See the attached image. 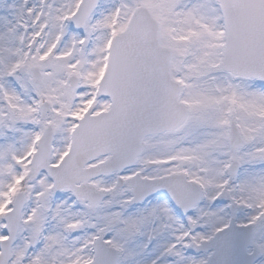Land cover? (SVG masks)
I'll return each mask as SVG.
<instances>
[{"label": "snow or ice", "instance_id": "1", "mask_svg": "<svg viewBox=\"0 0 264 264\" xmlns=\"http://www.w3.org/2000/svg\"><path fill=\"white\" fill-rule=\"evenodd\" d=\"M0 264H264V0H0Z\"/></svg>", "mask_w": 264, "mask_h": 264}]
</instances>
